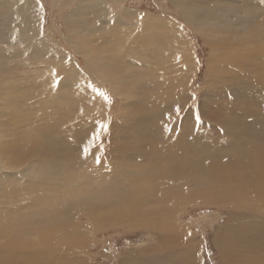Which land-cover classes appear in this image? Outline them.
I'll return each instance as SVG.
<instances>
[{
  "label": "bare ground",
  "instance_id": "1",
  "mask_svg": "<svg viewBox=\"0 0 264 264\" xmlns=\"http://www.w3.org/2000/svg\"><path fill=\"white\" fill-rule=\"evenodd\" d=\"M61 1L62 5H55L61 7L56 20L65 29L80 23L77 17L90 15L89 8L94 7L84 0ZM70 1L76 6L71 14L63 8ZM167 1L187 26L202 35L208 48L204 92L211 100L204 106L208 109L213 101L222 99L209 117L218 120L212 124L221 132L205 127L198 132L192 127V117L177 131L179 115L189 102L190 66L195 60L190 38L172 19L136 13V19L122 27V13H117L118 17L104 22L108 27L100 34L81 37L98 50H88L92 58L84 56L80 64L67 66L62 78L45 61L59 63L67 52L38 28L52 5L45 2V10L36 0H0V61L8 59L9 63L0 69L8 67V79L14 80L16 61L22 59L31 66L24 90L21 83L17 89V95L27 99L16 97L21 104L33 105H15L12 87L0 85V240L4 242L0 243V264H96L91 253L96 237L101 230L114 227H129L130 234L145 229L155 242L140 253L122 256L121 264H158L167 256L166 264H199L194 255L197 249L178 220L182 209L192 205L231 211L214 232L213 240L218 239L213 246L221 264H264V13L259 12L264 10V0H208L201 8L191 6L192 0ZM89 28V20H84L81 29ZM110 44L117 45V51L104 50V56H99ZM169 44L174 45L169 48ZM20 45L28 47L20 49ZM39 55L44 62L36 71L35 56ZM94 56L99 59L97 70L107 68L120 75L115 81L108 76L104 83L113 92L116 87L128 92L127 97L119 98L122 105L149 110L128 125L118 120L113 132L128 131L113 136L115 145L109 149L94 140L108 126H86L107 116L101 106L93 110L85 105L76 109L62 106L74 100L70 96L74 86L86 88L83 77L103 85L101 73L100 80L92 74ZM173 57L177 66L184 64L183 71L170 63ZM71 71L81 72L78 81L70 79ZM7 74L0 72V84ZM98 94L106 98L101 91ZM25 111L34 114L36 131L32 132L38 136L29 135L24 127L31 120ZM231 112L238 113V121L228 117ZM77 134L90 145L89 155L97 157L98 148L113 160L109 163L104 154L99 157L101 164L93 159L85 166L72 165L75 151L69 143ZM231 137L234 140L224 145ZM57 155H62L60 160ZM48 156H54L53 160ZM26 159L27 166L18 170ZM15 217L24 218L18 221ZM44 219L46 225L39 226ZM16 226H24L19 229L33 237L18 238Z\"/></svg>",
  "mask_w": 264,
  "mask_h": 264
},
{
  "label": "rangeland",
  "instance_id": "2",
  "mask_svg": "<svg viewBox=\"0 0 264 264\" xmlns=\"http://www.w3.org/2000/svg\"><path fill=\"white\" fill-rule=\"evenodd\" d=\"M52 1H53V4H51V0H36L37 3L42 4L41 6H43L45 10H46V6L44 4L45 2H48V6L52 5L50 8L48 7L50 11L47 10L48 12L45 11L43 13V16H42L43 20L38 25V28L40 27L42 29L41 33L43 36H45V33L47 32L46 34L48 36H51L50 39L51 40L53 39L52 41L56 40L54 43H57L56 45H61V47L65 50V52H67L66 54H68V56L70 58H71V56H73L72 59H68L66 54L62 53L63 59L59 63H55L51 59L45 61L48 66H53V70L55 71V73L57 75H60L62 78H63L62 74L66 73L65 69L67 66L73 67L75 65L80 64L82 61V58L84 56L90 55L89 58H92L93 53L87 52L88 50H91L93 52L98 50V48H94L95 47L93 45L94 43H91V42L87 43L81 37H85V38L88 37V39H90L89 35H91V37L93 38V36L95 37L97 34H100V31H102L103 28L108 27L105 25L104 22L108 21L112 17H118L119 15H117V13H122V17L119 18L120 25L122 27L127 26L130 24V22L134 21L136 19L135 18L136 13H142V14L148 15V16H158V17H163V18H170L175 23H178V25H176L177 28H180L182 30V32L184 33V35L186 37L190 38L191 47L194 50L193 57L195 60V64H191V66H190V68L192 70V75H191L192 76L191 77L192 84H191V86H189V102H188L186 111L181 112L179 115V122L177 123V126H178L177 131L180 132L181 127L183 125H185V123L188 121V119L190 117H192V127L197 129L198 132L202 131L203 130L202 128H204V127L207 129H210V130H214L216 132H221V129L218 126H215L214 124H212V123L216 124V122L218 120L215 121L216 120L215 118H214L215 120H212L209 117H211L210 112H213L220 107V105L222 103V99H220L218 101H213V103L211 104V107L208 109L205 108V106H204V103L206 101L211 100L209 95L204 92L205 91L204 87H205L206 80H207V74H206V70H205V60L207 59L208 48L203 43L202 35H200L198 33V31L191 29L189 26H187L186 23H184L183 20L178 16V14H177L178 11L176 9H173L167 0H84V2L90 4V6L94 5V7L92 9L89 8L90 15L86 14V15L81 16V18H80V16L77 17V19H81L82 21H80V23H75L73 26H68V28H66V29L63 28L61 20H56V17L59 13V9L61 7L55 6V5H59V4L62 5V1L61 0H58V1L52 0ZM76 1H78V0H74V2H76ZM54 2H56V3L54 4ZM57 2L59 4H57ZM84 2H83V5H85ZM207 2H208V0H192L191 6L193 4V6L197 5L199 8H201V7H204L203 4H205ZM77 5H78V3H77ZM36 7L39 8L37 4H36ZM74 7H76V6H72V3L70 1V2H68V7H66V5H65L63 8L65 9V11H67V12H69V14H71V10ZM259 12L264 13V10H261ZM125 13L126 14L129 13L128 16H126ZM84 20H89V27L90 28L88 30L81 29V27L84 26ZM97 21L98 22L102 21V22H100V24H99V23H97ZM178 21L181 22L182 24H184V26L180 25V23ZM42 23H43V25L41 26ZM171 30L174 31L172 29V26H171ZM170 31L168 33H171ZM85 33L88 35H86ZM174 44H169L167 46L170 48ZM113 45L110 44L108 47L103 48L101 55H99V56H102V57L104 56L102 54V53H106L104 50L110 51L111 53L116 52L117 51V45H115V44H113ZM27 47H28V45L27 46L20 45V49H25ZM177 48L179 49L180 47L177 45ZM69 53H71V55H69ZM166 53L167 52H165V54ZM94 57H96V56H94ZM7 60L8 59L0 61V65L9 64ZM35 60L38 63V65H37L38 69H36V71H38L43 67L44 56L43 55H39L38 57L35 56ZM97 60H99L98 57H96L94 60L91 59V62H90L91 68H93V70H94V72L92 74H94L95 77L98 76L99 80L101 79L100 76L102 75L101 77L103 79H101L100 81L103 83V85L102 84L96 85L93 81L86 80V78L82 76L84 78V81L87 82L86 88L79 90L78 85L74 86L75 91H72L70 94L71 97H74V100H72L71 104L63 103L62 106L69 105L72 108L76 109V107H78L80 105H85L86 107H88L92 110H93V108L97 107L98 105L101 106L103 108V113L107 114V116H104V118L101 121H95L92 124H88L86 126H100V127L108 126V129H105L104 132L101 135H99L98 137H96L94 140L96 143H98V145L101 148L109 149V148L114 147V145H115V143H114L115 138H113V136L120 137V136H123L124 134H127V131H128L127 129L123 128L124 130L120 129V130H118V132H116V131L113 132L112 129L115 130L114 125L119 124V123H117L118 120L119 121L120 120L127 121V125H128L132 121L136 122V120H137V118H139L140 114H145V112H149V110H146L147 109L146 106H144L141 110H139V108L137 106L136 111H135L132 108L130 109V105L128 103L124 102L122 105V102L120 101L119 98L122 96L127 97L128 92L124 91L120 87H116V86H115L116 89H114L115 92H113L110 89V85L107 83H104L105 79L106 80L108 79L107 78L108 76H109V79H110V77L111 78L114 77L113 80L112 79L111 80L115 81L117 79H120V78L116 77V76L119 77L120 75H117L112 71L106 70L107 68L105 69V71L104 70H102V71L97 70V68H96ZM173 60H174V62H170L169 60L168 61L171 64H173L177 68L178 71H183L182 67L184 66V64H180L177 66L176 65L177 60L175 59V57H173ZM14 65L16 66V69H17L16 70L17 77L14 80L8 79V75H9V74H7L8 70H9L8 67H5L4 70L1 68L0 72L3 71V73H4V71H5V73L7 75L2 77V82L0 85H2L5 88L6 87H12L11 91L13 92V97H11V98L14 99L15 105L20 106L22 108L24 106H33V105L21 104V101L19 99H17V97L24 99V100L27 99L26 96L21 94V93L17 95V89H19L18 83H21L23 85L22 90H24L25 84L28 82L26 79V76H28V72H30V71H28V69L30 68L32 70V68H31V66H29V64L26 61H23L22 59H21V61H16L14 63ZM25 66L27 68H25ZM81 66H83V65L81 64ZM133 68H138V66L134 65ZM19 71L21 72V76L19 74ZM79 73H81V72L71 71L69 74L70 79L73 82L78 81L80 78ZM100 73H101V75H100ZM132 73H133V70H131L129 72V75ZM14 74H15V72H14ZM148 75H153V74H148ZM104 77H106V78H104ZM250 78L251 77L249 76V79ZM13 87L16 89H14ZM98 91H101V93H103L102 95H104V96L106 95V98L101 97L98 94ZM60 95H62V94H60ZM60 95H59V99H60V101H62ZM218 95L219 94L214 95L213 100H215L218 97ZM62 96L64 97L65 95H62ZM124 97H122V98H124ZM47 99L49 101L53 100L51 98H47ZM105 100L108 101V104L105 103ZM129 100L132 101L131 99H129ZM192 106H194L195 109L192 108ZM122 107H123V109H122ZM192 110H194L195 113H192ZM234 113L231 112L230 114H227V115H229L228 116L229 118L232 117L231 119L238 121L239 115H238V113L236 114V112H234ZM25 114H27L31 118V120L25 122L24 125H26V126H24V127H26L27 132H29V135H31V136L37 135V132H32V131H36V127L34 125V117H33L34 114L32 115L30 111H25ZM145 115H147V114H145ZM96 116H99V114H96ZM24 119H25V116L22 118V120H24ZM55 120H56V117H53L52 119L49 120V126H50L51 130H53L55 127ZM135 122H133L132 128L134 127ZM220 134L222 135V133H220ZM40 137H41V133H40ZM233 140H234V137H231L230 139H228L227 143H224V145L230 144ZM2 143H3V145L8 144L7 141H5V140L2 141ZM12 144L15 145L14 143H12ZM69 144L73 148V150L75 151V155L71 158L72 159V165L75 162H79L82 166H85V165L89 164L90 162L93 163V159H96V162L98 164H101L102 160H100L99 157L104 156V154L106 155L105 150L98 149V148L96 149V152L99 154L97 157H92V155H89V153H91L90 145H87V141L85 139L81 138L78 134L75 135L74 137H72V140ZM85 145L88 146V149L86 151L83 150V147ZM86 156H88V157H86ZM53 157L54 156H48L47 159L53 160ZM56 157H57V159L60 160L62 155H57ZM107 158L109 159V163H110V161L113 160L110 158V156H107ZM27 162H28L27 159L23 160L22 163L19 166H17V169L20 170V169L26 167ZM58 162L60 163V161H58ZM78 168H80V166L76 167L74 169V171L76 172V170H78ZM64 170H65V168L61 169V171H64ZM6 171H11V170L7 169ZM230 213H231V211H228L227 208H219L216 206L206 207V206L192 205V206L184 207L182 209L181 213L178 215V220L180 221L181 225L185 229V232L187 230L186 233H188V235H189L188 237H190V241L192 243V246H194L193 247L194 250L197 249L195 251L194 255L197 258H199L198 259L199 264H221L220 259H218L219 257L217 256L216 249L214 248L215 243L218 239V238H216L215 240H213L214 239V232H215L216 228L219 227V225L220 226L224 225L226 220L229 219ZM23 218L15 217V218H13V220L17 219L19 221ZM13 220H10V221H13ZM10 221H9V223H10ZM44 221H45V219L43 220V223H39V226L44 227L46 225V223H44ZM50 221H52V220H50ZM33 222L34 221L28 222L27 224H25V226H31ZM6 227H7V229L11 228L8 226V224ZM22 227H24V226H22ZM22 227L16 226L14 228V229H18L16 231V236L18 238L30 239L31 237H33V236L25 235L23 233L24 231L19 229ZM132 229H135V228H132ZM128 230H130L129 227H126V229H121L120 227H114L112 229H103V230H101V233H99L97 235V237L95 236L97 243L95 244L96 246L94 245V249L91 251V253L93 255L95 254L94 255V261L96 264H121V262L119 263V261H121L123 259L122 256L123 257H129L133 254L140 253V251H142L145 248H148L149 246L153 247V245L155 243V242H153L154 238H152V236L149 237L150 236V234H148L149 232L143 231L145 229H142L141 231H135L132 234L127 233ZM147 240H150V242ZM197 241H198V243H197ZM0 243L4 244V242L1 240H0ZM149 244H151V245H149ZM138 245L139 246L144 245V246L139 248ZM129 249H130V251H129ZM136 250H138V251L136 252ZM177 254L178 253H175L174 256L175 255L177 256ZM198 254H199V256H198ZM159 260H161V261H159ZM159 260H158V264H166L169 261V258L167 256L164 261H162V259H159ZM6 261H9V260H6ZM4 264H12V263L4 262Z\"/></svg>",
  "mask_w": 264,
  "mask_h": 264
}]
</instances>
